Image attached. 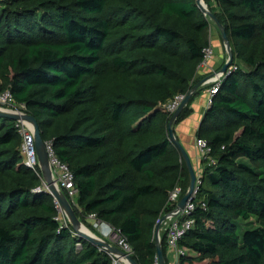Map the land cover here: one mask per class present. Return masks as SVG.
I'll list each match as a JSON object with an SVG mask.
<instances>
[{"label":"trees","instance_id":"1","mask_svg":"<svg viewBox=\"0 0 264 264\" xmlns=\"http://www.w3.org/2000/svg\"><path fill=\"white\" fill-rule=\"evenodd\" d=\"M204 2L233 63L196 130L214 163L202 161L178 260L264 264V0ZM213 24L196 0H0V92L73 173L77 217L119 230L138 264H153L169 192L178 184L182 196L189 182L162 104L192 89ZM15 123L0 116V264H111L37 190ZM161 249L168 264L165 233Z\"/></svg>","mask_w":264,"mask_h":264},{"label":"built area","instance_id":"2","mask_svg":"<svg viewBox=\"0 0 264 264\" xmlns=\"http://www.w3.org/2000/svg\"><path fill=\"white\" fill-rule=\"evenodd\" d=\"M203 52V59L199 67H208L209 62L214 56L213 45L210 44L209 46L205 47L203 49ZM231 67L232 66H229L226 72H228ZM223 75L224 73L221 72L220 69H218L214 70L207 78V82L209 84L207 90V105L211 104L212 97L217 91L218 85ZM186 94L187 93H177L175 96H173V98L168 100L166 103L162 104V107L172 114L183 101ZM0 104H3L5 106L4 108L14 113L25 112L24 106L16 104L12 94L8 90L0 92ZM15 125L22 137L21 155L23 158V162L26 166L34 170L41 178V185L37 188V190L49 191V184L41 176L42 173L35 148V139L32 124L24 119H17ZM44 143L48 157V163L51 169L53 183L58 189L64 192L65 196L69 201L75 203L77 188L74 183L73 173L71 172L66 163L61 162L57 158L52 148L51 142ZM195 147L202 161H205L208 165L214 163V159L210 155L211 147L204 139L196 137ZM201 176V171L196 173L195 184L192 191V199L187 200L185 205L181 209H176V204L182 194L181 186L177 184L169 192L168 201L174 206L168 212L169 221L164 227V233L166 236V253L172 254V260L170 264H179L178 259L182 251L178 246V241L183 236L185 231L189 229L193 224L194 219L191 217V213L195 206L194 199L198 193L199 186L201 184ZM54 200L59 212L57 216V219L59 220L61 213L65 212L55 197ZM88 217L92 218L95 221L98 235L95 233L94 235L97 236V238L109 242L110 244L116 246L123 253L131 256V245L127 241L126 237L119 230H115L109 224L104 223L101 220H97L92 214ZM60 223L68 225L67 221L63 223L60 221ZM99 250L104 251L108 255L111 264H130L125 254L110 251L109 249L103 246H99ZM153 264H159L157 255L154 258Z\"/></svg>","mask_w":264,"mask_h":264},{"label":"water","instance_id":"3","mask_svg":"<svg viewBox=\"0 0 264 264\" xmlns=\"http://www.w3.org/2000/svg\"><path fill=\"white\" fill-rule=\"evenodd\" d=\"M196 3L200 10L206 14L217 26L219 32H220V37L222 40V44L224 46V49L226 51L227 57L224 62V64L220 67V71L225 73L229 66L233 63V52L228 40V37L226 35L225 29L223 25L219 22V20L208 10L207 5L205 4L204 0H196ZM196 85L192 87V89L186 94L185 98L183 101L180 103L178 108L171 114V117L168 122V136L170 142L178 149L181 158L185 162V165L187 167V170L189 172V183L187 186V189L185 193L180 197L176 204V209H181L187 200L192 199V191L194 188L195 184V179H196V172L192 166L191 160L189 158V155L185 149V147L181 144V142L176 138L175 133L173 131L172 125L175 121V118L179 114V112L182 110V108L189 102L191 99V95L194 93L196 89ZM0 116L2 117H9L11 119L17 120V119H24L28 122H30L33 126V132H34V139H35V148L41 168V173L43 179L49 184V192L58 200L60 203L62 209L64 210L65 214L68 216L70 224L73 226L75 231L85 239L89 240L90 242L98 245V246H103L109 249L110 251L113 252H120L121 254H125L122 251H120L116 246L110 244L107 241L101 240L97 238L95 235L90 234L88 232H84L81 230V226L83 225L77 215L75 214L73 207L70 203V201L67 199L65 194L61 192L60 189H58L55 184L53 183L52 179V174H51V169L48 163V157L47 153L45 150V143L40 135L39 131V126L36 121V119L29 113L27 112H22V113H14L4 107L0 106ZM169 215V213L164 214L159 221L156 224L155 228V243L157 247V257H158V262L159 264H166L165 263V258L164 254L161 249V236H160V224L161 222ZM105 223V222H104ZM126 258L128 259L130 264H138L131 256L125 254Z\"/></svg>","mask_w":264,"mask_h":264},{"label":"crops","instance_id":"4","mask_svg":"<svg viewBox=\"0 0 264 264\" xmlns=\"http://www.w3.org/2000/svg\"><path fill=\"white\" fill-rule=\"evenodd\" d=\"M214 45H215L214 49L216 52H214V56L209 62L208 67L198 68L196 74L197 77L196 82L194 83V85H196L197 87L194 91L193 96L188 102L190 103L189 107L192 109L191 113L188 114L180 122L172 126L176 138L185 147L196 173L200 172L203 168L202 160L200 159L195 147V138H196V130L198 128L199 122L205 110L208 107L207 90L209 84L207 82V78L214 70L220 69L221 64L223 63L224 60H226L225 59L226 57L222 53V50L220 48V43L214 41ZM188 176H189V172H188ZM90 219L93 220L92 218ZM171 255H172L171 253H166V256L168 258V264H170L172 260Z\"/></svg>","mask_w":264,"mask_h":264},{"label":"rangeland","instance_id":"5","mask_svg":"<svg viewBox=\"0 0 264 264\" xmlns=\"http://www.w3.org/2000/svg\"><path fill=\"white\" fill-rule=\"evenodd\" d=\"M211 35H210V37H211V43H212V45H213V48L215 47V45H214V41H216V42H219L220 43V48H221V50H222V53L225 55V57H227V54H226V51H225V49H224V46H223V44H222V40H221V38H220V34H219V30H218V28H217V26L215 25V23L211 26ZM214 52H216L215 51V49H214ZM226 59V58H225ZM0 106H2V107H5L3 104H0ZM42 176V175H41ZM43 178V177H42ZM63 194H64V192L63 191H61ZM79 218V217H78ZM59 220L63 223V222H65V221H67V223H70L69 222V219H68V216L65 214V213H61V216H60V218H59ZM79 220H80V222L83 224V226H85V228L91 233V234H93V233H95V234H97V229H96V224H95V221L94 220H91L89 217H87V218H85V220H83V219H80L79 218ZM168 221H169V217L167 216L162 222H161V224H160V234H164V227L167 225V223H168ZM241 222L239 221V224H240ZM244 226H245V224L244 223H242V224H240V228H239V230L240 229H242V228H244ZM163 231V232H162ZM241 231V230H240ZM94 235V234H93ZM98 235V234H97ZM97 237V236H96Z\"/></svg>","mask_w":264,"mask_h":264},{"label":"bare ground","instance_id":"6","mask_svg":"<svg viewBox=\"0 0 264 264\" xmlns=\"http://www.w3.org/2000/svg\"><path fill=\"white\" fill-rule=\"evenodd\" d=\"M81 230H83L84 232H88V233H90L86 228H85V226H81ZM91 234V233H90Z\"/></svg>","mask_w":264,"mask_h":264}]
</instances>
